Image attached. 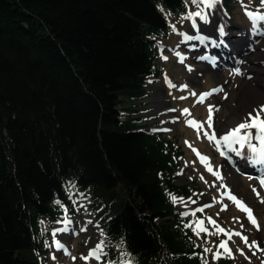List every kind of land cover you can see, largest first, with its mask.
I'll return each mask as SVG.
<instances>
[{"label": "trees", "instance_id": "obj_1", "mask_svg": "<svg viewBox=\"0 0 264 264\" xmlns=\"http://www.w3.org/2000/svg\"><path fill=\"white\" fill-rule=\"evenodd\" d=\"M195 4L0 0V264H46L77 196L98 219L102 264H233L207 259L177 208L194 192L179 185L181 147L137 116Z\"/></svg>", "mask_w": 264, "mask_h": 264}, {"label": "rangeland", "instance_id": "obj_2", "mask_svg": "<svg viewBox=\"0 0 264 264\" xmlns=\"http://www.w3.org/2000/svg\"><path fill=\"white\" fill-rule=\"evenodd\" d=\"M233 5L232 10L226 13L221 2L214 8L199 3L192 8L186 24L173 23L175 36L170 43H166V46L163 45L160 49L161 58L158 65L161 70L160 77L149 86L150 96L145 106L139 109L141 114L137 116L149 118L150 120L145 123L150 126L151 131L174 140L184 153L179 185H189L193 187L194 192L191 199H177L176 205L183 216L194 218L191 227L203 247L205 257L215 261L219 257L217 253H224L231 257L233 264H264V251L260 248L264 246V203L261 202L264 200V189L259 182L260 177L264 176V169L258 172L263 167L249 164L250 167L244 166L240 169L238 165H228V159L235 155L230 152L221 155L220 151L224 150V146L221 145V149L218 150L215 143L210 142L207 136L202 134L204 131L211 134L213 130L204 123L209 118V105L219 109L218 112L214 109L212 117L217 137L221 133L219 128L221 124H226L227 128L235 127L244 121L250 112L264 106V77H261L260 93L247 104L242 98V87L244 81L256 77L255 73L252 74V70H255L254 65H243L242 62L219 65L216 58L220 59V56L207 55L205 51L196 52L193 49V46L201 43L199 39L185 40V36L207 37L204 44L208 47L213 46L215 50L220 41L232 48L249 44L250 49L242 52L243 57L259 51V46L264 44V22L257 25V30H254L253 22L246 15V11L264 14L261 0H235ZM196 12H200L201 16L208 14L210 22L206 23L195 16ZM192 22L196 29L192 27ZM221 27L225 33L223 36L219 33ZM246 34L247 36H244ZM224 37H231V40ZM212 41H216L215 47ZM201 56L215 57V63L198 59ZM180 57H184L183 63L180 62ZM259 66L264 68V63ZM237 68L240 70L239 75L235 72ZM169 81L177 87H171ZM185 84L188 85V89L180 90V86ZM216 88H222L223 91L209 96L203 103H197L200 93ZM191 91H195L197 97L191 96L189 94ZM157 98H164L166 106H169L168 109L171 111L165 109V105H156L154 101ZM185 109L191 113L190 116L182 114ZM228 114L240 116L237 124L232 127L226 119ZM261 118L264 119V115ZM189 120L204 124L201 134L198 135L196 129L188 126ZM197 152L206 160L202 161ZM228 166L231 169H228ZM254 188L256 192L253 191ZM229 195L239 196L245 201L243 204L252 210L258 221L259 230L250 223L247 214L229 199ZM73 202L75 217L67 218L63 224L51 231L52 247L46 264H102L101 260L105 253L103 250L99 254V259L89 256L98 244L103 245V239L98 233V219L91 212L92 208L86 200L75 197ZM197 214L202 218H196ZM84 218L91 223L84 222ZM85 226L87 231H80ZM65 227L68 231H60ZM201 228L206 231H201ZM218 231L225 234L224 240L217 238ZM244 236L247 237V244L242 239ZM203 237H206L205 240ZM57 241L65 246L67 252L57 248ZM252 242H257L258 247H249ZM222 245H226L231 254ZM238 249L242 250L243 254ZM84 257H87V260Z\"/></svg>", "mask_w": 264, "mask_h": 264}, {"label": "snow or ice", "instance_id": "obj_3", "mask_svg": "<svg viewBox=\"0 0 264 264\" xmlns=\"http://www.w3.org/2000/svg\"><path fill=\"white\" fill-rule=\"evenodd\" d=\"M192 2L197 3V4L203 3L208 8H214L218 3L221 2V0H192ZM246 7L247 6H245V8ZM261 7H264V0H261ZM161 11H163V9H161ZM194 15L197 17H200L206 23L210 22L208 15L201 16L200 12H196ZM246 15L250 18V20H252L254 30H257V25H260L262 22H264V14H262L260 12L246 11ZM194 27H195V25H194ZM219 33L221 36H223L225 34L223 27L219 28ZM193 39H199L200 42L203 44L207 40V37L185 36V40L190 41ZM212 43L214 46L216 45V41H212ZM221 43H223V41H221ZM177 55H179V53H177ZM164 59L166 60L167 57H164ZM198 59L208 60L212 63H215V58L211 57V56H201V57H198ZM180 62L181 63L184 62V57H180ZM189 70H191V69L189 68ZM235 72L237 75H239L240 74L239 68H237L235 70ZM169 84L171 87H177L176 85L171 84L170 81H169ZM187 89H188L187 84L180 86V90H187ZM220 91H223V89L222 88H216V89H212L209 92L200 93L198 98H197V103H203L206 98H208L209 96H211L217 92H220ZM189 94L191 96L197 97V93L195 91H191ZM180 99H186V97H180ZM214 109L217 112L219 111V109L215 108V106L209 105V107H208L209 118L207 121L204 122L205 124L208 125L209 128H212L213 130H212L211 134H209L207 131H204L202 134L207 136V138L209 139L210 142H214L218 150L221 149V145L224 146V150L220 151L221 155H226V152H230V153H233L236 157L245 159L251 165H259L261 167H264V119L261 118L262 115H264V106H261L259 109H255V110H253V112H250L248 114L247 118L244 121L240 122L235 127L228 128L227 130H222L219 137H217V134L215 132V129H214L213 123H212V117H213ZM182 114L187 115V116L191 115V113L187 109H185ZM188 126L196 129L198 132V135L201 134V130L204 128V124H201L195 120H189ZM253 130H255V131H253ZM253 141H256V143H253ZM257 144L259 145V147L257 146ZM196 154L202 161L206 160V158L201 156L199 154V152H197ZM219 178L222 179V177H219ZM259 182H260L261 186L264 187V176L260 177ZM253 191L256 192L257 190L254 188ZM257 195L259 196L258 192H257ZM229 199H231L233 202H235L237 204V206L243 212H245L247 214V218L250 221V223H252L253 226H255L257 228V230H259L258 221L253 216L252 210L250 208H248L245 204H243V202L240 201L236 196L229 195ZM172 200H173V202H175L176 197L173 196ZM261 202L264 203V200H261ZM57 203H59V201H57ZM200 210L202 211V209H200ZM212 222L215 223L214 221H212ZM69 223H71L70 220H69ZM88 223H91V221H88ZM202 223L203 222L201 221V224ZM60 231H68V229H67V227H65L64 229H62ZM80 231H87V227L86 226L82 227L80 229ZM201 231H206V229L201 228ZM221 231H224V230L221 229ZM53 235H55V233H53ZM101 235H103V232H101ZM236 235H241V234L236 233ZM242 239L244 240V242L246 244L248 243L246 236L242 237ZM56 246H57V248L64 249L67 252V249L65 248V246L60 244L58 241L56 242ZM222 246L225 247V250L229 254H231V250L228 249L226 247V245H222ZM252 246L258 247V243L252 242V244L249 245V247H252ZM102 250H103L102 249V243L98 244L96 249H93L89 253V256H94L95 258L99 259V254ZM238 251H241V254H243L242 250L238 249ZM69 255H70V253H69ZM218 255L219 254L217 253V256ZM53 259H55V257H53ZM73 259H75V258L73 257ZM84 259L87 260V257H84Z\"/></svg>", "mask_w": 264, "mask_h": 264}, {"label": "bare ground", "instance_id": "obj_4", "mask_svg": "<svg viewBox=\"0 0 264 264\" xmlns=\"http://www.w3.org/2000/svg\"><path fill=\"white\" fill-rule=\"evenodd\" d=\"M208 15V14H206ZM218 21V20H217ZM263 32V31H261ZM244 36H247L244 35ZM224 39L226 40H231V37H224ZM193 49L196 51V52H201V51H205L207 55L209 54H212V55H217V56H220L221 58L217 59L219 65L223 64H231V63H235L237 62L236 64H240L241 62L243 63V65H254V68L255 70H252V74L256 75L255 78L251 79V80H247V81H244V84H243V100H245V102L247 104H249L250 102H252V99L255 95H258L260 93V81H261V77H264V68L260 67L259 64H262L264 63V44L263 45H260L259 46V51H254L251 56H244L243 57V54L242 52H246L250 49V46L249 44L247 45H244L243 47L241 46H235L234 48H232L229 44L223 42L221 43V41L219 42V45H218V48L215 50V49H212L211 46H210V50L209 49H206L205 46H201V44H198L197 46H193ZM252 50H255V49H252ZM215 58V57H214ZM235 64V65H236ZM234 66V65H233ZM154 103L156 105H165V109H167L168 111H171L169 110V106H166V100L164 98H157ZM239 114L236 115V114H228L227 115V121H228V124L231 125L230 127H232L234 124H237V121L239 120ZM220 131L222 130H227V126L226 124H221L220 125ZM227 128V129H226ZM255 131V130H253ZM253 143H256V141H253ZM257 146L259 147V145L257 144ZM239 162H242L241 164H239ZM249 162H247L245 159H242V158H239V157H230L228 159V165H238L240 167V169L244 168V166H247V167H250L249 166ZM228 169H231L229 166H228ZM264 169V167L259 170L258 172L262 171ZM238 199L242 202H245L241 197L238 196ZM83 221H88V219H83ZM260 248L262 249V251H264V246H260Z\"/></svg>", "mask_w": 264, "mask_h": 264}]
</instances>
